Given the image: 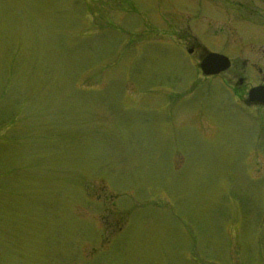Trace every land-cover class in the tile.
I'll return each instance as SVG.
<instances>
[{
  "label": "rangeland",
  "instance_id": "1",
  "mask_svg": "<svg viewBox=\"0 0 264 264\" xmlns=\"http://www.w3.org/2000/svg\"><path fill=\"white\" fill-rule=\"evenodd\" d=\"M259 85L264 0H0V264H264Z\"/></svg>",
  "mask_w": 264,
  "mask_h": 264
},
{
  "label": "water",
  "instance_id": "2",
  "mask_svg": "<svg viewBox=\"0 0 264 264\" xmlns=\"http://www.w3.org/2000/svg\"><path fill=\"white\" fill-rule=\"evenodd\" d=\"M230 61L222 54L206 52L200 59L199 68L203 75H215L227 70ZM242 83V79L239 80ZM247 103L264 105V86L251 88L248 92Z\"/></svg>",
  "mask_w": 264,
  "mask_h": 264
},
{
  "label": "flooded vegetation",
  "instance_id": "3",
  "mask_svg": "<svg viewBox=\"0 0 264 264\" xmlns=\"http://www.w3.org/2000/svg\"><path fill=\"white\" fill-rule=\"evenodd\" d=\"M192 49V48H191Z\"/></svg>",
  "mask_w": 264,
  "mask_h": 264
}]
</instances>
